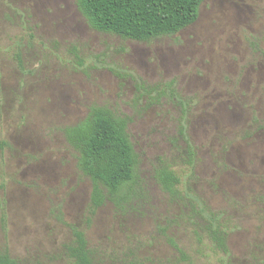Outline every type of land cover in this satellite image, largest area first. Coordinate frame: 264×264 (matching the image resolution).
<instances>
[{
    "label": "rangeland",
    "instance_id": "obj_1",
    "mask_svg": "<svg viewBox=\"0 0 264 264\" xmlns=\"http://www.w3.org/2000/svg\"><path fill=\"white\" fill-rule=\"evenodd\" d=\"M92 106L130 118L145 197L87 226L91 183L63 130ZM162 163L219 215L228 264H264V0H205L195 23L150 42L93 30L75 0H0V249L69 264L76 226L96 264H226L154 180Z\"/></svg>",
    "mask_w": 264,
    "mask_h": 264
},
{
    "label": "trees",
    "instance_id": "obj_2",
    "mask_svg": "<svg viewBox=\"0 0 264 264\" xmlns=\"http://www.w3.org/2000/svg\"><path fill=\"white\" fill-rule=\"evenodd\" d=\"M78 11L95 31L116 35L126 40L150 42L174 36L195 23L205 0H75ZM20 64V61H18ZM130 118L105 106H92L78 124L63 130L65 140L77 153V169L90 180L91 191L86 223L90 225L97 211L110 203L121 214L134 209L144 200V190L137 174L138 158L130 141ZM161 190L173 201H186L194 219L198 246L207 240L213 250L230 262L228 233L219 215L182 196L181 179L171 166L162 163L153 175ZM71 241L64 246L69 264H96L85 232L72 226ZM169 244L182 262L189 257L172 240ZM0 264H20L7 249H0ZM123 264H143L127 260Z\"/></svg>",
    "mask_w": 264,
    "mask_h": 264
}]
</instances>
